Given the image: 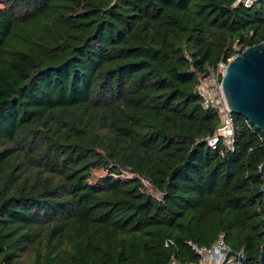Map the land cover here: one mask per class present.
<instances>
[{"label": "trees", "instance_id": "obj_1", "mask_svg": "<svg viewBox=\"0 0 264 264\" xmlns=\"http://www.w3.org/2000/svg\"><path fill=\"white\" fill-rule=\"evenodd\" d=\"M0 3V264H182L220 235L258 264L264 133L232 113L208 146L197 87L264 41V0Z\"/></svg>", "mask_w": 264, "mask_h": 264}, {"label": "water", "instance_id": "obj_2", "mask_svg": "<svg viewBox=\"0 0 264 264\" xmlns=\"http://www.w3.org/2000/svg\"><path fill=\"white\" fill-rule=\"evenodd\" d=\"M222 86L227 108L264 133V41L246 47L229 59ZM259 172L263 180L259 192L264 205V163L259 166ZM231 253L241 264H248L245 255L233 250ZM258 264H264V244L259 252Z\"/></svg>", "mask_w": 264, "mask_h": 264}, {"label": "built area", "instance_id": "obj_3", "mask_svg": "<svg viewBox=\"0 0 264 264\" xmlns=\"http://www.w3.org/2000/svg\"><path fill=\"white\" fill-rule=\"evenodd\" d=\"M258 0H235L236 4L243 7H251ZM230 59V58H229ZM220 59L214 66L208 68L207 73L200 78L197 94L203 108H216L220 116V124L217 132L205 138L208 146L216 148L222 143L227 148H233L234 121L233 114L227 108L224 100V92L222 86V78L229 61ZM145 187H149V183L143 180ZM155 196V195H154ZM159 198L158 196H155ZM191 248L198 255L196 262L182 264H241V262L231 253V248L225 243L223 236L213 242L210 246H202L191 244ZM235 252V251H234ZM242 254V252H237ZM169 264H181L174 257Z\"/></svg>", "mask_w": 264, "mask_h": 264}, {"label": "rangeland", "instance_id": "obj_4", "mask_svg": "<svg viewBox=\"0 0 264 264\" xmlns=\"http://www.w3.org/2000/svg\"><path fill=\"white\" fill-rule=\"evenodd\" d=\"M0 8H2V4L0 3ZM153 195L158 196V193H153Z\"/></svg>", "mask_w": 264, "mask_h": 264}]
</instances>
